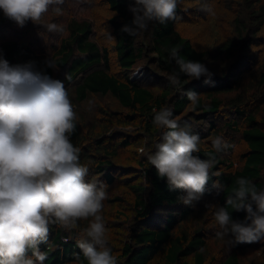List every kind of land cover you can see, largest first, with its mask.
<instances>
[{"label": "trees", "instance_id": "16d2710c", "mask_svg": "<svg viewBox=\"0 0 264 264\" xmlns=\"http://www.w3.org/2000/svg\"><path fill=\"white\" fill-rule=\"evenodd\" d=\"M132 4L65 0L60 13L50 6L42 23L61 25L60 33L31 21L20 27L0 11V55L13 65L34 62L38 70L64 81L77 114L71 140L89 168L85 179L107 185L102 211L118 264H242V256L264 239L234 245L218 238L214 213L224 206L234 220L244 219V212L226 204L238 177L264 188V0H179L175 20L152 21L135 36L121 31L132 23ZM186 16L210 22L213 48L196 47L181 33L178 26ZM224 20L230 34L222 37L218 28ZM172 48L185 60L206 63L215 84L180 73L169 58ZM49 59L55 68L48 66ZM142 63L147 65L137 77ZM173 73L182 88L169 83ZM188 90L199 93L195 107ZM162 107L172 109L181 127L189 125L199 134L196 155L214 159L205 194L193 206L180 203L183 190H170L147 161L167 131L153 123L154 110ZM218 135L230 145L220 152L211 143ZM128 158L137 167L119 161ZM216 181L222 190L213 186ZM90 219L69 230L50 225L49 241L40 246L47 255L43 264H76L77 241L86 239ZM79 264H87L82 254Z\"/></svg>", "mask_w": 264, "mask_h": 264}, {"label": "clouds", "instance_id": "9594fccd", "mask_svg": "<svg viewBox=\"0 0 264 264\" xmlns=\"http://www.w3.org/2000/svg\"><path fill=\"white\" fill-rule=\"evenodd\" d=\"M64 3L0 0V11L20 27L31 21L50 33H60L61 25L42 21L50 6H56L53 10L60 13L59 6ZM178 3L134 0L130 5L132 23L121 31L135 36L147 30L152 21L165 24L175 20ZM169 58L190 79L215 84V73L206 63L185 60L176 48L169 50ZM47 64L56 67L52 59ZM168 79L174 88H182L178 74ZM185 94L193 107L199 104V93L188 90ZM153 123L167 131L155 151L148 153L147 161L170 190H183L180 203L193 206L205 194L214 159L196 155L199 134L189 125L181 127L171 108L154 110ZM76 126L77 114L64 81L38 70L34 62L13 65L0 55V264H43L47 255L40 246L49 241L50 225L69 230L79 220L89 218L86 239L77 241L80 252L74 253L76 264L81 254L87 264H118L107 243L102 211L108 198L107 185L86 181L89 168L80 162V149L71 140ZM211 143L217 152L230 147L219 135ZM236 183L238 187L226 204L246 215L243 220H234L226 207H218L214 213L216 236L228 238L234 245L260 241L264 239V188L246 177H238ZM213 186L222 190L219 181Z\"/></svg>", "mask_w": 264, "mask_h": 264}, {"label": "rangeland", "instance_id": "374dc122", "mask_svg": "<svg viewBox=\"0 0 264 264\" xmlns=\"http://www.w3.org/2000/svg\"><path fill=\"white\" fill-rule=\"evenodd\" d=\"M189 3H193V2H189ZM189 3H187V6L191 5ZM191 18L193 17L186 16L183 20H181L178 26L181 33L185 37L192 40L196 47H201L202 49L213 48L212 45L215 42L209 44V42H211L214 38L213 27L211 28L209 26L210 22H204V24H200L197 22H192ZM203 18L204 17H202L201 19ZM218 30L221 32L222 37L224 35H227V32L229 33V25H227L226 20L222 21L221 24H219ZM203 31L206 32L202 34ZM145 65H147V63H142L139 65V68L137 69V73L135 74L137 77L139 76L140 73L144 72L143 67ZM139 153L141 152L139 151ZM123 158H127V157L123 156ZM119 161L121 162V164L125 163V164H129V166L131 167H137V164L133 159L131 160H129V158L126 160L120 159ZM242 264H264V241L258 243L257 247L255 246L253 249H251L249 252L247 251L246 254L242 256Z\"/></svg>", "mask_w": 264, "mask_h": 264}]
</instances>
